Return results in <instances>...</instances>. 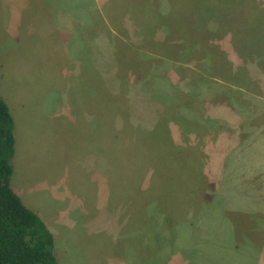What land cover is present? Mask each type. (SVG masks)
I'll list each match as a JSON object with an SVG mask.
<instances>
[{
    "label": "rangeland",
    "instance_id": "obj_1",
    "mask_svg": "<svg viewBox=\"0 0 264 264\" xmlns=\"http://www.w3.org/2000/svg\"><path fill=\"white\" fill-rule=\"evenodd\" d=\"M50 1L67 9L66 1ZM107 2L83 0L82 11L97 6L102 16L109 15L104 9ZM199 3L200 26L207 35L193 34L198 49L188 56L185 71L189 78L204 80L202 85H208V76L215 83L204 94L188 84L183 85L187 91L178 89L174 94L177 87L171 84V99L158 100L153 91H166L170 80L176 79L168 69L177 64L165 62L155 72L160 76L163 70L162 79L156 77L127 97L131 109L129 114L125 107L127 117L116 114L122 111L118 104L107 110L102 92L100 101L83 99L87 91L76 85L78 76L70 57L76 60L88 20H25L21 21L25 30L14 31V37L0 29V97L9 108L15 138L10 186L52 231L57 264L254 262L264 239V0ZM47 7L49 12L54 9ZM184 19L182 32H198L193 13L186 11ZM112 20L117 32L122 29L135 40L133 27L122 15ZM52 26L59 34L45 36L47 31L52 33ZM163 36L156 31V38ZM52 44L57 48L52 49ZM94 45L99 48L98 42ZM144 50L139 46V51ZM123 65L127 77L134 69ZM182 106L190 107L187 116ZM168 107L172 114L179 112L178 124H169L173 140L182 145V136L191 143L188 148L199 156L208 184L202 192L197 188V193H191L185 172L176 168L170 173L168 190L159 191L165 195L162 205L165 208L167 194L171 209L182 212L180 216L170 212L165 223L154 214L156 191L150 192L148 176L139 170L141 159L132 147L137 133L129 125L147 128L160 108ZM99 117L106 131L102 126L96 132ZM152 143L154 149L158 144L152 140L148 145ZM91 148L95 156L90 155ZM130 201L134 207L127 210ZM256 264H264V259Z\"/></svg>",
    "mask_w": 264,
    "mask_h": 264
},
{
    "label": "trees",
    "instance_id": "obj_2",
    "mask_svg": "<svg viewBox=\"0 0 264 264\" xmlns=\"http://www.w3.org/2000/svg\"><path fill=\"white\" fill-rule=\"evenodd\" d=\"M78 1L74 0L75 10L82 12L83 0ZM161 1L163 4L162 10L159 9ZM179 1L120 0L118 5L116 0H108L107 5L104 7L105 12L109 15L113 11H119L120 13L117 16L111 15L112 18L107 15L108 17L106 19L95 17L99 13L98 9H90V18L84 19L88 20L89 23L87 24L85 22L83 27L84 32L87 34L83 35L79 40H82L85 49H88L87 53H89L88 56L90 58L88 60L92 67L90 72L94 73L97 70L95 66L101 72V88L104 89V92L106 90V95L104 94V105L107 110H112L113 105L118 104L121 106L122 111L116 114L127 117L125 115V107L129 110V114L131 110L129 105H127V97L132 96L133 90L137 92L142 91L151 82L156 81V77L162 79L164 77L163 70L160 76H157V68H161L165 62L169 63V61H173L177 64L172 66L174 68L170 67L172 69H168L169 75L173 73L176 79H171L168 86L165 82L166 91L160 90L154 92L152 90L153 96L158 100L167 99L169 101L171 99V84L177 87L174 94L181 89L187 91L186 88H183L185 84L197 90L199 89L204 94L209 90L208 85L210 86L212 84L211 82L215 83L208 76V85L206 82L202 85L204 80H197L191 77L190 80L186 74V60L189 55L193 56L192 53H195V50L198 49L194 35L200 36L207 34L200 26L203 17L199 15V0L197 2L195 0H188L186 5L181 4ZM188 8L195 16L196 25L200 28L198 32L181 31L182 21L185 20V13L186 11L189 12ZM121 15L133 27L135 40L131 39V36L128 38L129 35L122 29L117 32L116 21L112 19ZM187 16L188 18L190 17V15ZM76 26L78 25L76 24ZM99 30H101L100 34L98 33ZM157 30L163 32L164 36L162 38L155 37ZM110 32L114 34L111 35ZM101 40H104L105 43V56L104 60L101 56L102 59L98 63L97 57L99 55L94 44H97V42L100 43ZM139 46L145 50L139 51ZM124 48L126 49L125 53ZM151 54H156L159 59L154 58ZM123 64H126L127 69L130 67L134 69L127 77L123 76L125 73L124 69H126L123 67ZM155 72L157 73L156 75ZM166 80H168L167 77L165 78ZM159 81L162 83V80ZM193 81L198 82L193 83ZM111 84L115 87H111ZM110 90H114V92ZM90 92L93 91L90 90ZM107 92L110 95H107ZM115 92L120 94H115ZM116 95H119V97ZM153 99H151V102H154ZM161 104L163 106L164 103L161 102ZM182 108H184L187 116V110L190 107L182 106ZM169 109L170 107L160 108L152 123L147 128H138V126L133 127V125H129V129H133L134 133H137L136 142L134 141V146L132 147L138 152V157L141 159V162L139 161V170L145 172V176H148L149 182L147 188L150 189V192L156 191L153 200L155 207L153 208L154 214L162 216L163 220H160L161 222L170 221V212L176 216H180L182 212L180 209H171V205H168L167 202V194L165 198L166 205L163 208L162 204L165 195H159L161 189L167 188L168 190L167 178L170 176V173L175 172L176 168L180 172L186 173V185L190 188L191 193H197V188H201L202 192L208 184L206 176L199 165V156L195 157V150H189L188 148L191 143L184 141L182 136L180 137L181 141L184 142L182 145L177 144V141L173 140L169 124H178L179 117L176 116L179 112L172 114L169 112ZM201 119L207 122V118ZM211 122L214 123L215 119ZM181 131L183 133L186 132V126ZM152 140L158 144L157 146L155 145L154 149L150 147L154 145L153 143L148 145ZM14 146L15 138L9 108L6 102L0 97V264H57L53 255L54 237L52 232L35 212L22 204L10 186V177L12 175L10 158L14 154ZM158 147L162 150L161 152H158ZM125 151L128 156L132 154L131 150ZM200 174L203 177H198ZM196 189L197 192H195ZM147 193L142 191L143 195ZM132 202H129V206L126 208L127 210L133 209ZM151 210L152 207L148 212ZM164 212L165 215H163ZM180 222L183 221L181 220ZM191 264H195L194 261H191Z\"/></svg>",
    "mask_w": 264,
    "mask_h": 264
},
{
    "label": "crops",
    "instance_id": "obj_3",
    "mask_svg": "<svg viewBox=\"0 0 264 264\" xmlns=\"http://www.w3.org/2000/svg\"><path fill=\"white\" fill-rule=\"evenodd\" d=\"M63 1L67 2V9L57 8L54 5V3L50 0H0V29L5 28L7 32H12L11 37H14L16 35L14 31H18L19 33L20 31L25 30L24 28L21 27V25H23L21 21H25V20L43 21L44 19L73 21L76 19L84 20V19L90 18V8L87 9L85 12L83 11L79 12L75 10L74 0H63ZM179 2L183 5H186L188 0H180ZM195 2H197V0H195ZM47 5H50V6L53 5L54 9L50 7L51 11L49 12ZM94 8L98 9L99 11L97 16L95 17H98L101 19L102 18L106 19L108 17L107 15H104V16L101 15V10L99 7L97 8V6H95ZM189 12L193 13L190 9H189ZM109 17L112 18L111 15H109ZM17 21H20L21 23L17 24ZM11 25H12V29L10 27ZM38 29L41 30V33H43V28H38ZM47 32H45L47 34L45 36L49 35L51 37L53 35L56 36L59 34L58 30L53 26L52 28H50V32L52 33L49 34ZM41 36L43 37V35ZM16 40H18L17 37H16ZM79 44L80 46H79V49H77L76 60H75V57H70V60L74 61L71 63H73V65L75 64V76H78V82L76 85L78 86V88L86 89L87 91L86 93L84 92L82 94V98L84 97L88 101L89 100H95V101L99 100L100 101V96L102 92V96H103L102 99L104 100V94H103L104 89L101 88V80H102L101 72L100 70H98V68L95 65L94 66L97 70L94 71V73L90 72L92 67L90 66V62H89L90 58L88 56L89 53H87L88 49L87 50L85 49L83 41L79 42ZM98 44H99V48L97 49V52H98L99 58L97 57V60H98V63H100V60L102 59L101 55L103 57L105 56V50H104V55L101 54L103 52V49H101L100 47L101 42ZM40 45L42 46V43H40ZM40 48L41 47L39 46L37 55L40 52ZM53 48L56 49L57 48L56 45L52 44V49ZM58 48H61L62 50H66L62 46ZM71 51L73 52V49H71ZM67 63L69 65L68 61ZM90 90L93 92H90ZM104 113L106 112L104 111ZM98 114L99 116L101 115L100 110H98ZM94 126H95L96 132H101L103 125L100 122V117L98 119L97 124H94ZM104 130L106 131L105 128ZM100 149H101V143H100ZM90 150H94L90 152V155L95 156V149L91 148ZM43 222L45 223V221ZM46 226L48 227L47 224ZM48 229L50 230L49 227ZM259 244H260L259 251L255 254L254 262L251 264H256L258 263V261H261L262 259H264V239L263 238L260 239Z\"/></svg>",
    "mask_w": 264,
    "mask_h": 264
}]
</instances>
